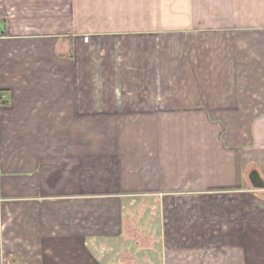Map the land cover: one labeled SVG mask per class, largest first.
Instances as JSON below:
<instances>
[{
	"label": "crops",
	"instance_id": "obj_1",
	"mask_svg": "<svg viewBox=\"0 0 264 264\" xmlns=\"http://www.w3.org/2000/svg\"><path fill=\"white\" fill-rule=\"evenodd\" d=\"M253 172L264 0H0V264H264Z\"/></svg>",
	"mask_w": 264,
	"mask_h": 264
},
{
	"label": "rangeland",
	"instance_id": "obj_2",
	"mask_svg": "<svg viewBox=\"0 0 264 264\" xmlns=\"http://www.w3.org/2000/svg\"><path fill=\"white\" fill-rule=\"evenodd\" d=\"M130 202L131 203L127 202V206L132 207H128V211H126L125 215L127 231L121 245L113 246L109 244L106 248L110 249L109 253L115 256H122L123 258L126 257L123 256L124 254H129L130 252H137L138 257H141V259L143 258L142 260H144L145 250L152 248V250L157 251L154 254V258L159 260L157 256H159V249H161V245L155 243L154 246H150L152 242V237H158L157 233L155 235H153L152 233L158 231L156 230V227L152 231L150 229L147 230L146 226L148 225V227H150L153 224L152 222H157V220H155L156 215H152L154 214L155 211L153 212V210L157 208V205L155 203H152L150 205L147 204V200L145 197H136ZM153 205L156 208H154ZM146 206L150 209L146 208ZM122 257L119 258H121L122 260Z\"/></svg>",
	"mask_w": 264,
	"mask_h": 264
},
{
	"label": "water",
	"instance_id": "obj_3",
	"mask_svg": "<svg viewBox=\"0 0 264 264\" xmlns=\"http://www.w3.org/2000/svg\"><path fill=\"white\" fill-rule=\"evenodd\" d=\"M252 181L257 185V186H263L264 183L261 180L259 174L257 172H253L251 175Z\"/></svg>",
	"mask_w": 264,
	"mask_h": 264
},
{
	"label": "built area",
	"instance_id": "obj_4",
	"mask_svg": "<svg viewBox=\"0 0 264 264\" xmlns=\"http://www.w3.org/2000/svg\"><path fill=\"white\" fill-rule=\"evenodd\" d=\"M85 42H87V43L89 42V37L85 38Z\"/></svg>",
	"mask_w": 264,
	"mask_h": 264
}]
</instances>
